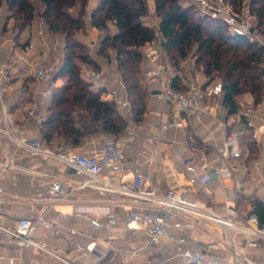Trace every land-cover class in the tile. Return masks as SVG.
<instances>
[{
  "label": "built area",
  "instance_id": "2783aa9c",
  "mask_svg": "<svg viewBox=\"0 0 264 264\" xmlns=\"http://www.w3.org/2000/svg\"><path fill=\"white\" fill-rule=\"evenodd\" d=\"M185 6H195L198 13L221 20L230 34L246 36L250 40L263 43L254 34V14L250 11L248 0H179ZM0 10V19L3 18ZM144 25L154 29V37L143 48L145 61L142 74L145 82L153 81L156 85V96L165 101L173 110L169 124L181 127L184 120L201 122L208 106V98L218 97L222 91L219 80H200V74L192 62V76L183 85L174 82L177 76L174 67L165 61L162 53L164 38L159 30L158 17L146 14L142 17ZM42 33V30L39 31ZM47 45V42L43 43ZM51 48H60L58 41L52 42ZM31 45L28 44L23 54L18 58L26 64L31 78L35 82H50L57 71L60 60L51 57L47 50L42 51L34 59L30 55ZM8 65H2L1 71H6ZM83 79L90 87L121 108H129L130 101L122 81L113 87L103 86L102 71L97 68L81 69ZM2 80L0 79V86ZM123 92V93H122ZM49 93V91L47 92ZM250 108L242 113L247 116ZM0 136L11 141L17 150L37 163H57L62 170L56 172H40L33 168L13 166L11 163L0 162V170L11 172L10 183L16 186L18 175L28 173L40 176L42 182L38 190L26 201L28 215L18 217L12 225L0 222V246L15 250L33 248L47 258L61 264H79L78 260L97 255L105 256L112 249V233L117 225L114 208L120 207L125 213L127 222L139 226L146 237V245L150 248L158 246L164 239L168 242L184 244L185 232L191 231L199 222L212 223L219 229V239L229 250V256L216 257L203 247H183L175 256L177 263H169V258H147L143 264H205L215 261L217 264H264L260 257L250 253V249L264 248V225L260 226L254 214L240 218L235 205L225 204V214H218L209 207L190 198L189 193L195 182L207 183L212 175L233 176L236 170L234 161L241 158V152L236 137L251 129L255 137L256 128L247 120L241 124V117L233 115L229 124L233 126V134L225 137L219 151L220 163L213 174L208 173L209 163L204 157L199 161L193 156L182 158L185 170L189 173L185 185L175 184L162 189L156 184H148L147 179L135 164L128 174L125 170V142L127 135L107 136L100 143L94 140L73 145L60 142L48 145L38 137L29 136L23 123H16L10 117L7 106L0 94ZM29 118L38 124L44 120L34 109L27 112ZM167 126L164 125L163 128ZM256 168L259 161L254 160ZM251 188L259 192L264 200V183L259 178H252ZM85 190L96 194L97 199L109 206L107 212L82 216L85 224L81 228L58 223L48 216L49 211L58 203L68 202L78 192ZM5 191L0 186V195ZM18 196L14 195V198ZM129 199V200H128ZM60 218H66V213L59 211ZM170 229L176 232H170ZM38 230L49 231L52 236L64 237L65 247L51 245L45 238L36 235ZM101 232L100 236L96 233ZM143 246H130L117 250L118 264H135L133 258L140 254ZM94 263V262H93Z\"/></svg>",
  "mask_w": 264,
  "mask_h": 264
},
{
  "label": "crops",
  "instance_id": "0c3cea01",
  "mask_svg": "<svg viewBox=\"0 0 264 264\" xmlns=\"http://www.w3.org/2000/svg\"><path fill=\"white\" fill-rule=\"evenodd\" d=\"M3 23L0 19V79L2 80L0 94L3 95V102L7 106L12 120L16 123H23L29 136L41 138L39 131L41 124H38L35 119L29 118L27 112L30 109L35 110V107L38 106L36 114L40 115L42 113L43 115L45 111V117L46 106L49 103L52 89L60 85L61 82H55V77L50 82H35L31 78L26 64L19 61L18 58L23 54L25 47L30 44V55L34 59L42 51L47 50L51 57L56 55L61 63L63 39L60 38L61 41L55 39L54 35L56 34L47 30L39 16L30 27L18 34L12 33L10 23L7 22L5 27ZM40 30H42L41 34L39 33ZM94 31H97V29L93 27L92 32L90 30L88 32L92 35L95 33ZM56 40L60 48L53 51L51 45ZM44 42H47V45H44ZM93 42V40L90 41L92 45ZM90 54L95 57V61L99 65L97 69L102 71V85L109 87L118 85L121 79L116 70L114 58L106 60L92 53ZM2 65H8L5 72L1 71ZM82 67L90 69L93 66L85 64ZM174 70L180 85H183L193 74L190 71V66L185 71L175 68ZM198 72L200 80L206 78L202 71ZM146 83L148 94L145 98V108L138 120H134L131 106L129 108L117 107L127 120L124 134L131 133L127 135L125 142L126 172L130 174V170L137 163L140 165L148 184H156L162 189L175 184L185 185L189 173L184 168L182 158L193 156L197 161L204 157L209 163L208 173L213 174L215 167L220 163L219 151L224 138L233 134V126L229 124V118L233 115H239L241 124H244L247 120L251 121L256 128V133L253 137L251 129H246L244 134L236 137L241 158L234 161L236 165L234 175H212L205 184L195 182L190 186L189 196L218 214L226 213V203L235 205L240 218H244L249 214L250 202L253 198L260 199L264 205L262 195L251 188L252 178H259L264 183V94L263 98L257 102L248 93H244L241 98L238 95L236 97L238 110L233 114L227 113L226 108L220 103V96L208 98L205 101L208 110L201 122L184 120L178 115L177 119L182 121L183 126L174 127L168 125L170 117L173 116L172 108L153 93L156 90V85L152 80ZM48 91L49 93H47ZM100 99L107 100L102 96H100ZM246 108H250L251 112L247 116H243L242 113ZM164 125L167 127L163 128ZM169 127L181 129L182 140H174L169 136L166 132ZM107 136L104 133H91L83 136L77 145L91 140L100 143ZM190 138L199 141L201 145L194 146L191 144ZM52 142L48 145H55L57 140ZM254 160L259 161L257 168L254 165ZM5 161L16 167L33 168L40 172L62 170L55 162L37 163L34 159L17 150L11 141L0 136V162ZM10 175V171L0 170V186L5 191L4 195H0V222L12 225L16 218L28 215L26 210L27 198L39 189L38 184L42 180L40 176L21 173L18 175L17 185L13 186L10 183ZM253 193L255 195L251 196ZM14 195L18 197L14 198ZM81 203L108 205L100 202L92 191L85 190L75 194L68 202L56 204L49 211L48 216L58 223L81 228L85 224V219L82 216L102 213V211H97L96 213L92 212L93 214H84L86 212L83 213L77 209ZM59 211L66 213V218H60ZM114 211L116 212L117 225L112 233V249H109L105 256L100 258L95 254L85 260L79 259V264H118L119 255L117 250L135 245L143 246L140 254L133 258L135 264H143L149 257L169 258V263H177L179 259L175 254L183 247H203L216 257L227 258L229 256L228 248L219 239V229L212 223L199 222L193 230L185 232L186 241L184 244L168 242L164 239L158 246L150 248L146 245L143 230L135 223L125 220L123 209L116 207ZM170 232L175 233L176 230L170 229ZM36 235L45 238L51 245L65 247L63 236L55 237L49 231L44 230H38ZM96 235L100 236L101 232H97ZM249 251L252 255L260 257L264 262V248L250 249ZM0 264L61 263L47 258L33 248L12 250L6 246H0ZM205 264H217V262L210 261Z\"/></svg>",
  "mask_w": 264,
  "mask_h": 264
},
{
  "label": "trees",
  "instance_id": "16d2710c",
  "mask_svg": "<svg viewBox=\"0 0 264 264\" xmlns=\"http://www.w3.org/2000/svg\"><path fill=\"white\" fill-rule=\"evenodd\" d=\"M39 17L47 30L63 39V57L54 75L63 77L52 89L46 116L39 131L41 140L77 145L91 133L120 136L126 131L127 120L113 102L100 99L81 75L82 63L95 68L99 65L90 53L84 52L85 43L76 35L85 31L83 18L87 0H39ZM239 0H234L236 3ZM255 16L254 34L263 43L246 36L233 35L225 24L198 13L195 6H185L179 0H153V10L159 19V30L164 38L162 53L166 62L180 69L182 61L192 53L193 63L201 67L209 79H221L220 103L228 114L236 113V97L248 93L255 102L264 94V0H248ZM80 3L76 15L69 9ZM5 7L3 24L10 23L13 33L30 27L35 18L33 0H0ZM148 13L145 0H97L89 13L90 26L101 33L95 55L114 58L116 70L125 86L134 120L145 108L148 94L142 74L145 61L143 48L154 37V29L144 25L142 17ZM114 27L108 29V24ZM16 34V35H17ZM177 76L174 82H177ZM53 143V142H52ZM249 214L264 225V205L258 198L250 202Z\"/></svg>",
  "mask_w": 264,
  "mask_h": 264
},
{
  "label": "rangeland",
  "instance_id": "374dc122",
  "mask_svg": "<svg viewBox=\"0 0 264 264\" xmlns=\"http://www.w3.org/2000/svg\"><path fill=\"white\" fill-rule=\"evenodd\" d=\"M145 1H146L147 8H148V14H150L152 17L155 16V12L153 10V0H145ZM33 3H34V8H35V11H34V13H35L34 21H36L38 19V16H39L41 10H42V6H41L39 0H33ZM96 3H97V0H87L86 5H85V7L83 9L84 10V12H83V14H84L83 15V18H84V21H85V24H84L85 25V31H83V32L82 31H79V32H77V35H76L79 39L83 40V42L85 41L84 42L85 43V47L83 49L84 52L92 53L94 55H95V51H96L97 46H98V41H99V38H100L101 33L97 29V31H94L95 32L94 34L90 35V32H92L93 27L90 26V24H89V13L92 10V8L96 5ZM80 7H81L80 6V3H76V5L74 7H72V8H70L69 11L72 14L76 15L78 13V10L80 9ZM0 10H2L3 11V14L5 15L6 11H5V7L3 5L0 7ZM2 20L3 19H1V21ZM254 24H255V20H254L253 25ZM108 29L110 31H112L114 29V27H113V25L111 23L108 24ZM89 30H90V32H88ZM54 36H55V39H58L59 41H61L60 38H62V37L59 34H56ZM91 40L94 41L93 42V45L90 43ZM96 56H98V55H96ZM98 57L102 58V56H98ZM184 61H185L184 63L181 62V64H180V66H181L180 69L182 71H185L186 68L188 66H190L191 63L193 62V58H192V53L191 52L188 54L187 59H185ZM84 65H85V63H82L81 69L83 68L82 66H84ZM195 69H196V71H202L201 70L202 69L201 67L195 66ZM213 79L214 80H219L221 82L220 77L217 76V75H214L212 77V80ZM63 80H64L63 77H58V78H56L55 82H62ZM242 96H243V94L240 95L239 98H241ZM261 98H263V96ZM35 110H36L35 113H37L38 106L35 107ZM44 112H43V115H42V113L41 114L39 113L40 116H43L44 117ZM166 132H167V134H169V136H171L172 138H174V140H178L179 141V140H182V138H183V134H182V130L181 129H176V128H173V127H169L166 130ZM190 142L194 146H200L201 145V143L199 141L195 140V139H191L190 138ZM254 195H255V193L251 194V196H254ZM77 209L80 212H83V213L86 212L84 214H87V213L88 214H93L92 212L96 213L97 211H102V212L105 211V212H107L108 205H103V204L94 205V204H84V203H81V204L78 205Z\"/></svg>",
  "mask_w": 264,
  "mask_h": 264
},
{
  "label": "water",
  "instance_id": "95a60500",
  "mask_svg": "<svg viewBox=\"0 0 264 264\" xmlns=\"http://www.w3.org/2000/svg\"><path fill=\"white\" fill-rule=\"evenodd\" d=\"M253 30V28L250 29V32ZM153 93H157V90H154Z\"/></svg>",
  "mask_w": 264,
  "mask_h": 264
}]
</instances>
